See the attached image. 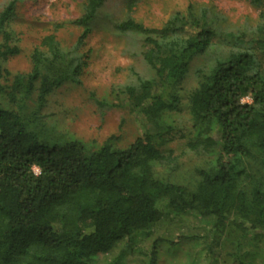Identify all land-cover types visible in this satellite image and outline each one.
Masks as SVG:
<instances>
[{"label":"trees","instance_id":"obj_1","mask_svg":"<svg viewBox=\"0 0 264 264\" xmlns=\"http://www.w3.org/2000/svg\"><path fill=\"white\" fill-rule=\"evenodd\" d=\"M21 1L11 0L0 12V96L14 107L0 104V264H95L99 258L122 264L124 249L163 220L176 224L189 214L211 220L218 233L227 224L264 232V78L251 51L233 49L200 76L189 96L187 148L208 161L196 180L173 181L164 169L175 158L159 149L174 140L180 85L191 63L216 37L207 13L194 16L189 7L160 29L131 17L117 26L142 40L149 77L133 71L131 84L110 92L117 104L94 103L100 112L127 109L142 134L126 148L111 136L94 149L64 140L45 109L56 91L81 84L87 66L82 49L106 0H87L73 23L81 33L70 49L53 34L44 37L31 55L29 75L14 76L5 89L2 64L18 54L11 24ZM127 2L131 13L135 0ZM263 2L251 0L255 7ZM255 36L264 46V14ZM245 97L251 104L241 102ZM169 231L153 240L138 264H158L160 243L176 246Z\"/></svg>","mask_w":264,"mask_h":264},{"label":"rangeland","instance_id":"obj_2","mask_svg":"<svg viewBox=\"0 0 264 264\" xmlns=\"http://www.w3.org/2000/svg\"><path fill=\"white\" fill-rule=\"evenodd\" d=\"M10 1L0 0V12ZM86 2L22 0L18 3L11 24L18 40V54L2 64L8 73L3 82L5 89L11 86L14 76L26 78L29 75L31 55L44 37L55 35L65 50L75 44L81 29L73 23L83 15ZM127 4V0H106L82 49L87 56V66L81 84L67 85L56 91L48 100L46 114L50 122L56 123L64 140L79 141L95 149L111 136H117L119 146L126 148L142 134L138 117L121 108L100 112L102 110L94 103L97 99L117 104L116 94L110 92L113 88L131 84L133 71L149 77L141 59L142 40L119 32L117 26L131 17L145 28L160 29L174 14L187 15L189 7L194 16L206 12L216 37L210 49L191 63L180 85L181 101L179 111L174 115V140L159 149L163 155L175 158V163L164 169L170 179L183 183L194 181L196 172L204 168L208 158L187 148L192 139L189 96L197 88L200 76L208 73L218 61H224L233 49L251 51L260 62L264 78V46L255 43V30L264 14V2L255 7L251 0H135L131 13ZM261 39L264 40V36ZM4 96H0L1 106L14 109ZM241 102L251 104V99L245 97ZM34 172L38 174V170ZM172 220H163V224L152 229L149 237L138 239L133 247L124 249L122 264H138L153 240L168 234L165 233L167 229L172 230L169 240L178 243L175 247L160 243L158 264H264L262 231L254 235L227 224L218 233L211 220H203L194 214L183 216L176 224ZM95 264L108 262L99 258Z\"/></svg>","mask_w":264,"mask_h":264}]
</instances>
